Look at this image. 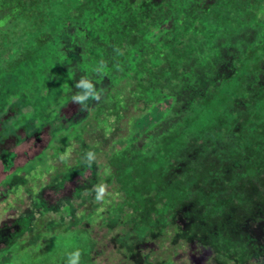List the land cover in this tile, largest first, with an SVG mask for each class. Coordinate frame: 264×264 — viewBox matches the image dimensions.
<instances>
[{
  "label": "rangeland",
  "instance_id": "374dc122",
  "mask_svg": "<svg viewBox=\"0 0 264 264\" xmlns=\"http://www.w3.org/2000/svg\"><path fill=\"white\" fill-rule=\"evenodd\" d=\"M81 75L104 93L85 112ZM76 248L264 264V0H0V264Z\"/></svg>",
  "mask_w": 264,
  "mask_h": 264
},
{
  "label": "clouds",
  "instance_id": "9594fccd",
  "mask_svg": "<svg viewBox=\"0 0 264 264\" xmlns=\"http://www.w3.org/2000/svg\"><path fill=\"white\" fill-rule=\"evenodd\" d=\"M114 51L117 55H123V51L119 48H115ZM117 67H119V65H117ZM107 68V64L101 60L93 68V72L97 76H106ZM71 71L72 68H69V72ZM74 88L76 91L71 96V102L78 105L79 112L87 111L89 102L99 103L104 96L103 90L98 89L96 84L87 75H81L79 79L75 81ZM71 155L72 150L69 148L65 152L61 153L58 158L61 162L67 163L71 159ZM96 161L97 154L95 147H91L83 154L82 162L87 168L91 169ZM90 192L94 193V200L96 203L104 202L110 195L108 186L103 182L93 185ZM81 259L82 251L81 249L76 248L73 251L66 252L64 264H81Z\"/></svg>",
  "mask_w": 264,
  "mask_h": 264
},
{
  "label": "trees",
  "instance_id": "16d2710c",
  "mask_svg": "<svg viewBox=\"0 0 264 264\" xmlns=\"http://www.w3.org/2000/svg\"><path fill=\"white\" fill-rule=\"evenodd\" d=\"M260 49H262V48H260Z\"/></svg>",
  "mask_w": 264,
  "mask_h": 264
}]
</instances>
